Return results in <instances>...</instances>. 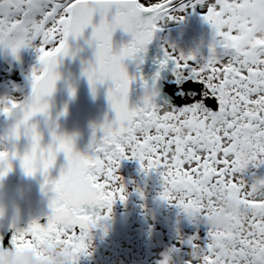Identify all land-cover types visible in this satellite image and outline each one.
<instances>
[{"label":"snow or ice","instance_id":"6c2138e0","mask_svg":"<svg viewBox=\"0 0 264 264\" xmlns=\"http://www.w3.org/2000/svg\"><path fill=\"white\" fill-rule=\"evenodd\" d=\"M198 6L206 9L203 20L213 31L207 61L190 66L193 56L177 58L165 52L160 68L171 60L173 75L202 84L204 95L215 101L214 109L195 101L162 111L151 102L155 91L146 93L140 106L130 108L129 90L135 78L129 76L124 61L136 60L146 50L159 20L182 19L172 14ZM97 14L99 22L94 24ZM89 28L86 43L94 45V63L82 74L93 94L97 84L110 82L106 98L114 119L99 126V139L93 132L91 155L75 151L71 138L54 132L44 147L37 125L30 122L38 115L47 116L46 98L60 79L58 65L64 57L75 56L69 39L80 38ZM117 29L131 40L114 52ZM33 42L39 45L35 50L40 68L33 70L30 98L24 104L8 100L0 108L5 117L21 114L11 138L29 137L30 148L23 155L0 151V180L12 170L10 161L19 159L25 175L39 172L44 177L42 190L53 193L51 212L43 226L32 221L15 229L9 246L0 251L33 246L43 250L58 244L68 247L70 264H77L80 256L89 254L90 230L108 218L117 198L125 200L123 187H115L120 161L135 159L145 174L159 170L163 183L159 199L177 209L213 211L226 193L241 204L237 233L206 226L202 241L195 234L187 239L191 251L179 264H264V179L247 183L238 178L249 165H264V0H214L211 6L207 0H187L179 6L177 0H0V46L16 57ZM158 78L159 73L153 88ZM59 153L64 154L66 168L49 180ZM93 208L107 211L101 216L92 213ZM189 224L197 230L201 225Z\"/></svg>","mask_w":264,"mask_h":264},{"label":"water","instance_id":"95a60500","mask_svg":"<svg viewBox=\"0 0 264 264\" xmlns=\"http://www.w3.org/2000/svg\"><path fill=\"white\" fill-rule=\"evenodd\" d=\"M98 22L97 14L94 15L93 23L98 24ZM157 28L158 31L154 33L146 50L139 53L136 60L126 59L124 61L129 76L135 78L130 85L129 107L140 106L146 93L150 95L152 91H155L156 95L152 97L151 102L158 108L164 105L180 109L195 101H201L207 107L214 109L215 101L204 95L202 84L191 79H179L173 75L172 70L175 65L171 60L166 63L165 68H160L165 52L176 57L177 52L182 53L187 46H190L189 43L193 45L195 41L198 42L199 54L194 56V60L191 62L196 65L198 60L206 62L213 35H204L200 31L198 32L197 26H191V24L187 26L182 22L166 27L157 25ZM90 34L91 29L89 28L80 38L69 39L70 51L75 52V56L64 57L58 65L57 72L60 79L56 82L53 94L46 98L49 104L47 116L38 115L30 122L37 125L38 131L42 135L41 145L44 147L51 143V134L54 132L57 136L71 138L74 141L75 151L80 152V146L84 145L87 148L86 151L91 155L90 145L93 142V132H96V138L99 139L101 136L98 131L99 126L106 120L114 119V112L106 98L110 82H105L103 85L97 84L95 94H93L87 77L82 74L89 63H94V45L89 46L86 43ZM187 38L190 42H187L185 46L182 42ZM130 40L129 34L117 29L113 34V51L118 52L120 47L126 45ZM157 73H159V78L155 80V88H153V78ZM173 84H175V93L179 94H175L174 89L168 90V87ZM70 89L74 90V95H70ZM180 93L184 95H180ZM190 93H195V95H190ZM30 95L31 85L27 88L24 96L14 102L24 104L29 100ZM20 118L19 112H15L9 117L2 116L0 120V151L11 153L15 150L18 155H23L30 148L29 137L21 134L19 140L11 138V131ZM10 163L12 170L0 180V247L9 246V238L15 229H24L32 221H37L42 226L46 224L47 216L51 212L49 202L53 196L50 191L42 190L41 185L44 183V177L39 172L34 176H27L20 167L19 159H12ZM62 168H66V160L64 154L59 153L55 165L49 170V180L58 178ZM106 211L107 209L96 208L91 210L92 213H98L101 216H104ZM123 219L124 215H118L112 206L108 218L99 221L96 227L90 230L89 236L97 238L100 233L104 234L115 227L123 228ZM76 231L78 233L79 229ZM56 247L68 250L67 246L58 244H49L43 250L34 246L27 248H35L37 258L43 259L48 256L45 249Z\"/></svg>","mask_w":264,"mask_h":264},{"label":"rangeland","instance_id":"374dc122","mask_svg":"<svg viewBox=\"0 0 264 264\" xmlns=\"http://www.w3.org/2000/svg\"><path fill=\"white\" fill-rule=\"evenodd\" d=\"M208 4L211 6L214 3L208 2ZM205 10L203 6H198L193 9V16L196 19H200L199 15L204 14ZM188 11H186L187 14ZM185 20L194 22L189 18ZM203 22L205 23L202 24L203 26L210 27L205 21ZM184 24L188 26L190 23L185 22ZM209 29L212 30L211 27ZM34 46L36 49L38 43L33 42L30 51H28L26 64L23 65L29 72V78H31L33 70L40 67L38 52L35 49L32 50ZM4 56L9 58L6 55ZM7 58H5V61ZM191 66L197 65L191 63ZM24 67L17 68V71H15L17 77L22 74ZM26 81L22 76L17 81L13 80V84H16L18 88L15 89V95L27 90V88L25 90L22 88ZM9 96H12L11 93L9 91L3 92L0 85V108L4 106V102L9 99ZM2 116L0 115V120ZM129 160L133 162L135 159ZM137 162L135 160L137 168L141 171ZM123 164L124 162L120 163V168L117 169V175L120 180L117 181L115 187L119 188L122 186L124 189L123 195L125 196V207L127 209V212H125L127 217L126 228L107 232V234L97 238L90 237L91 239L88 242L89 254L80 256L77 264H160L161 254L169 249H178V252H173L174 264H179L181 258L187 260L188 253L191 251L186 243L187 239L195 234L202 240L201 236L205 235L206 226L201 224L197 230L196 227L181 218L179 209L170 206L162 200H158L159 203H156L155 200L163 191L159 170L147 174L143 173L142 177L145 183L142 184L140 179L135 185L131 179L129 180L128 175H124ZM260 170H262V176ZM260 176V179H264V165L259 167L249 165L238 178L251 183L254 179H259ZM133 186L134 188H132ZM120 207L122 208L121 205ZM170 225H174V227L170 232L166 233L165 227ZM175 226L180 229L178 233ZM155 237L157 241L154 239ZM148 240L151 243V247L146 246ZM181 241H184V243L181 244ZM183 245L186 247H183Z\"/></svg>","mask_w":264,"mask_h":264},{"label":"bare ground","instance_id":"6f19581e","mask_svg":"<svg viewBox=\"0 0 264 264\" xmlns=\"http://www.w3.org/2000/svg\"><path fill=\"white\" fill-rule=\"evenodd\" d=\"M207 1L214 3V0H207ZM155 2H158V1H155ZM182 2H187V0H177V6H179V4L182 3ZM186 11H184L183 13H173L172 14L174 16H182L183 17L182 19H172V20H169V19H167V17H165V18L159 20L157 22V25L160 26V27H166V26H170V25L177 24L179 22H182V23L189 22L191 24V26H197L198 32L200 31L204 35H212L213 34V31L210 32L211 31L209 29L210 27L208 28V27H205V26L202 25V24H205L203 22L204 21L203 20V16L206 14V10H205V13L204 14L199 15L200 16V19H196L193 16V13H194L193 9H189L188 14H187ZM185 17L193 20L194 22H190L189 20H185V19H187ZM187 42H190L188 38L185 39V41H183L182 44L186 46V43ZM189 44H190V46H187L182 53L181 52H177L176 53L174 51V55L176 53V57L177 58H179L180 56L188 57L190 55L193 56V57L194 56L196 57V55L199 54L198 42L195 41L193 45L191 43H189ZM30 48H31V46L30 47H27V48H21L19 50L17 56L14 57L11 54L10 50H8V49L0 46V85H1V90L3 92L9 91V93H11V95H12V96H9V99H6L5 101H8V100H11V101L20 100L24 96V94L26 92V91L20 92V93H18V94L15 95V91H16L15 89H18V88H17L16 84H13V80L14 81H17L20 76H22L24 79H26L27 81H26L25 84L23 83L24 86L22 87L24 90L31 85V78L28 77V73L29 72L23 66V65L26 64L25 62L27 61L28 51H30ZM34 49H35V46L32 48V50H34ZM4 55L8 56L9 58L5 57ZM5 58H7L6 61H5ZM198 62H199V64L205 63L202 60H198ZM191 63H193V62L190 61L189 64L191 65ZM20 67H24L25 71L23 69L22 74H20L17 77L15 71H17V68H20ZM169 78H171V77H169ZM176 80L178 81V79H176ZM178 82H176V83H178ZM170 87H168V90L169 89H172L173 90L174 87H175V84H173ZM173 92L175 93L176 92V89H174ZM175 94H179V93H175ZM159 108L163 111L164 109H167L169 107L168 106L161 105ZM86 150H87V148L84 145H81L80 146V152L79 153H81L82 155H90ZM123 162H124V164H123L124 165V167H123L124 168V172H123L124 175H128L129 180L131 179L132 180V183H134L135 185L139 182L140 179H141L142 184H144L145 182H144V179L142 177V175H144L143 174L144 172L143 171L141 172L140 169L137 168V166L135 164V160H133V162H132V160H129V159L120 161V163H123ZM137 164L140 166V163L139 162H137ZM260 174L262 176V170H260ZM116 175H117V171H116ZM261 176L259 177V179L261 178ZM132 188H134V186ZM158 200H160L159 197L155 200L156 203L157 202L159 203ZM125 202H126L125 200L123 202H121L119 200V198H117L115 200L114 204L112 205L115 208V210L118 212V215H120V214L124 215V219H123V221H124V227L123 228H126V220H127L126 213H125V212H127V209L125 207ZM120 205L122 206V208L120 207ZM173 227H174V225H170V226L165 227L166 233L170 232ZM175 227H176V230H177V233H178L180 229L177 226H175ZM113 229H110V231H108V233L109 232H113L115 230H120L122 228L115 227ZM105 234H107V232H105L104 234L103 233L102 234L100 233V235L98 237H100L102 235H105ZM201 237H202V240H203L204 235L201 236ZM154 239L157 241V238L156 237ZM146 246L151 247V243H150L149 240H148ZM183 247H186V246L183 245ZM46 254L48 255V253H46ZM77 261L79 262V260H77Z\"/></svg>","mask_w":264,"mask_h":264},{"label":"clouds","instance_id":"9594fccd","mask_svg":"<svg viewBox=\"0 0 264 264\" xmlns=\"http://www.w3.org/2000/svg\"><path fill=\"white\" fill-rule=\"evenodd\" d=\"M201 212V209L194 207L179 209V215L188 223L196 222L211 229L229 233L238 232L241 204L235 195L226 193L221 198L216 210L203 211V214ZM45 251H47L48 256L38 259L35 248L24 247L19 251L4 249L0 251V264H70L72 260L71 252L65 248L56 247L45 249ZM226 251V248L222 249V252ZM173 256L174 253L170 249L164 251L161 254L160 264H174Z\"/></svg>","mask_w":264,"mask_h":264},{"label":"flooded vegetation","instance_id":"af4514ba","mask_svg":"<svg viewBox=\"0 0 264 264\" xmlns=\"http://www.w3.org/2000/svg\"><path fill=\"white\" fill-rule=\"evenodd\" d=\"M210 32H212V30H211ZM212 35H213V34H212ZM199 65H201V64H199V62H198L197 66H199Z\"/></svg>","mask_w":264,"mask_h":264}]
</instances>
